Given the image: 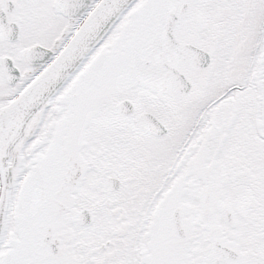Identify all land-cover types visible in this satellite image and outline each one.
<instances>
[{
	"label": "snow or ice",
	"instance_id": "obj_1",
	"mask_svg": "<svg viewBox=\"0 0 264 264\" xmlns=\"http://www.w3.org/2000/svg\"><path fill=\"white\" fill-rule=\"evenodd\" d=\"M0 264H264V0H0Z\"/></svg>",
	"mask_w": 264,
	"mask_h": 264
}]
</instances>
